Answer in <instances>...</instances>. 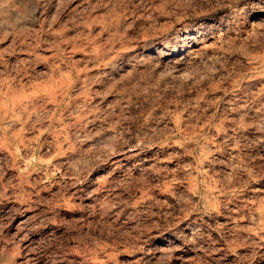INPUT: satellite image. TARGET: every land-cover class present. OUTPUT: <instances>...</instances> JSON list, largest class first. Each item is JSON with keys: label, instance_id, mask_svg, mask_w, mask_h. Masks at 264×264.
Instances as JSON below:
<instances>
[{"label": "rangeland", "instance_id": "374dc122", "mask_svg": "<svg viewBox=\"0 0 264 264\" xmlns=\"http://www.w3.org/2000/svg\"><path fill=\"white\" fill-rule=\"evenodd\" d=\"M0 264H264V0H0Z\"/></svg>", "mask_w": 264, "mask_h": 264}]
</instances>
